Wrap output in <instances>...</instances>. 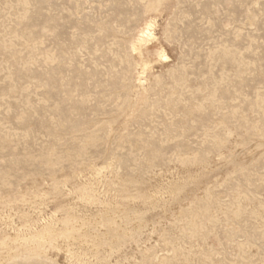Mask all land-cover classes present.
<instances>
[{
	"label": "rangeland",
	"instance_id": "rangeland-1",
	"mask_svg": "<svg viewBox=\"0 0 264 264\" xmlns=\"http://www.w3.org/2000/svg\"><path fill=\"white\" fill-rule=\"evenodd\" d=\"M121 262L264 264V0H0V264Z\"/></svg>",
	"mask_w": 264,
	"mask_h": 264
},
{
	"label": "bare ground",
	"instance_id": "bare-ground-1",
	"mask_svg": "<svg viewBox=\"0 0 264 264\" xmlns=\"http://www.w3.org/2000/svg\"><path fill=\"white\" fill-rule=\"evenodd\" d=\"M144 38H143V42H149L153 37H154V32H153V26H152V24L151 23H149L148 25H147V27L145 28V31H144ZM145 45V44H144ZM164 57V56H163ZM159 78V77H158ZM157 79V78H156ZM104 165V164H103ZM98 169H99V167H98ZM105 169V168H104ZM86 177V176H85ZM84 177V178H85ZM143 177V176H142ZM87 180V179H86ZM85 180V181H86ZM116 181V180H115ZM87 182V181H86ZM95 182V181H94ZM114 185V184H113ZM145 185V184H144ZM142 186V185H141ZM82 187H83V185H82ZM143 187V186H142ZM145 188V187H144ZM149 188V187H148ZM93 190V189H92ZM91 191V190H90ZM148 191V190H147ZM149 192V191H148ZM84 193V192H83ZM113 193V192H112ZM110 194V193H109ZM146 195V194H145ZM148 195V194H147ZM152 196V195H151ZM150 197V196H149ZM41 199V198H40ZM104 200V199H103ZM152 200V199H151ZM112 201V200H111ZM149 203V202H148ZM151 203V202H150ZM103 204V203H102ZM166 204V203H165ZM173 204H174V202H173ZM177 204V203H176ZM146 205V204H145ZM170 207V206H169ZM147 208H149V206L147 207ZM150 209V208H149ZM96 210V209H95ZM166 212V211H165ZM155 213V212H154ZM101 219V216L100 215H98L96 218H94L93 220H94V222H97L98 220H100ZM95 224V223H94ZM153 227V226H152ZM12 230V229H11ZM129 230V229H128ZM13 231V230H12ZM52 232H54V228H52V227H46V226H44V229H42V230H40V231H37L36 232V234L34 235L35 236V238H38V239H41V240H47L48 239V237H49V235H50V233H52ZM129 232V231H128ZM148 234V233H147ZM126 236V235H125ZM115 238V237H114ZM136 239V238H135ZM18 241H20V237H19V235H16V236H14L13 237V239H12V241L11 242H18ZM147 241V240H146ZM77 242V241H76ZM143 242H145V241H143ZM10 243V242H9ZM137 243V242H136ZM129 245V244H128ZM137 245V244H136ZM80 249V248H79ZM119 249V248H118ZM60 251V250H59ZM123 251V250H122ZM71 252V251H70ZM79 252V251H78ZM121 252V251H120ZM78 254V253H77ZM48 255V254H47ZM58 255V254H57ZM127 256V255H126ZM128 256H130V255H128ZM77 257V256H76ZM122 257H123V255H122ZM47 258V257H46ZM75 258V257H74ZM113 258V257H112ZM117 258H120V257H117ZM49 259V258H48ZM81 259V258H80ZM58 260V259H57ZM108 260H109V258H108ZM122 260V259H121ZM125 260V259H124ZM128 260V259H127ZM130 260H131V258H130ZM105 261H107L106 259H105ZM115 261H116V259H115ZM108 262V261H107ZM128 263V262H127ZM68 264V263H67ZM113 264V263H112ZM120 264H122V262L120 263Z\"/></svg>",
	"mask_w": 264,
	"mask_h": 264
}]
</instances>
